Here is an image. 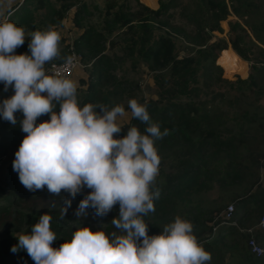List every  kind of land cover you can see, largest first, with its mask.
<instances>
[{"label":"trees","instance_id":"16d2710c","mask_svg":"<svg viewBox=\"0 0 264 264\" xmlns=\"http://www.w3.org/2000/svg\"><path fill=\"white\" fill-rule=\"evenodd\" d=\"M79 1L74 20L82 26L80 20L84 13L89 12L85 0L62 3L60 7H54L50 0H23V5L13 6L14 13L10 20L24 28L30 27L33 22V32L46 31L41 25L35 26V13L26 7L28 3H33V10L48 7L50 12L41 19V23L56 26L65 16L67 9ZM135 1L137 9L131 7V0H123L120 3L118 0H106L102 13L103 30L94 25L85 27L74 39L73 49L71 50L68 44L64 45L60 49V57L54 61L65 60L75 50L84 64L91 65L90 82L86 88L77 89L81 106L89 102L107 105L109 108L123 104L126 110H130L123 103L124 100L136 99L143 104L147 99L153 122L159 123L162 130L169 129L170 134L156 142L161 157L160 165L167 158H171L172 167L165 173L164 178V170L160 169L162 179L156 183L161 194L154 201L155 212L144 217L149 223V235L160 234L164 225L180 216L194 224V234L212 257L208 264H264V252L261 255L252 253L247 236L234 225H224L223 221H218L217 223L223 225L212 235L216 226L209 223L214 218L213 207L204 208L201 204L187 206L193 191L207 190L216 182L223 188L233 184L240 186L233 195L234 215L237 214L238 223L253 222L252 215L264 208V183L259 181L260 157L264 156V147L261 145L264 143V111L258 107L247 106L241 108L233 128L222 129L218 126L220 115L216 100L226 94L216 89V82L224 80L235 86V81L222 77L220 72L216 73L220 67L215 63L217 53L214 50L217 52L227 47L228 42L222 39L210 42L211 31L220 28L219 21L226 18L230 12L242 18L255 16L257 21L248 25L256 40L251 39L245 27L238 21L231 23L230 29L234 32L229 38L231 48L241 57L227 49L222 53L228 56L227 70L244 76L236 79L239 82L240 94L246 96L244 88H248L256 97L264 95V0H230L228 4L226 0H195L191 17L196 20V33L183 32L195 48L193 52L183 55H179L174 39L179 29L168 19L170 8L178 4V0H157L156 8L149 5L156 3V0H144L148 4L141 0ZM17 8L23 10L17 14ZM156 28L161 30L157 34L154 33ZM117 30H121L122 34L131 33V36L124 40L123 48L128 49L129 56L135 53V57L152 72L156 97H137L133 80L115 69L116 61L120 57L107 52V35L119 34ZM30 39H25V43L15 52L30 54ZM113 46L114 44L110 43L109 48ZM49 63L45 65L46 74H50L47 71ZM1 84L3 83H0V86H3ZM12 95V91L0 89V102ZM16 115L18 120L23 119L21 112ZM44 116L50 118V114ZM133 125L138 126L142 132L146 128L145 124L130 118L120 136L125 135L127 128ZM17 128H21L19 123L13 126L0 116V134ZM20 145L9 155H5L7 167L4 184L0 185V220L9 218L14 226L10 233L18 231L17 234L14 232L0 238V264H34L26 250L14 253L11 249L18 243L17 236L30 232L42 214L53 218L52 229L59 237L53 242L55 248L70 240L72 234L84 226H89L93 231L98 230L88 223L77 222L69 214L63 219L60 218L59 206L64 205L67 199H71V203H80L91 191L86 187L75 198L70 197L67 192H62L63 198L52 196L47 188L35 192L21 187L9 190V187L20 182L18 173L13 170L15 153ZM25 198V201H31L29 208L21 209L10 216L9 207L12 202ZM40 204L49 208L40 209ZM225 206L220 203L217 210ZM89 209L95 219L103 223L104 231L119 233L111 224L112 219L119 215L118 205L105 216H97L93 209ZM255 236L261 241L264 251V230H256Z\"/></svg>","mask_w":264,"mask_h":264},{"label":"clouds","instance_id":"9594fccd","mask_svg":"<svg viewBox=\"0 0 264 264\" xmlns=\"http://www.w3.org/2000/svg\"><path fill=\"white\" fill-rule=\"evenodd\" d=\"M11 3L0 0V18ZM27 36L30 54H17L25 43V29L0 19V83L5 91L14 89V95L0 102V116L13 126L19 123L26 133L13 170L32 192L47 188L52 196L67 192L75 198L85 187L90 189L75 211L78 219L87 217L89 208L105 216L118 205L119 215L111 224L119 233L84 226L55 248L59 237L52 229L53 218L42 214L30 232L17 236L11 250H26L34 264H208L212 257L194 234V224L180 216L160 234L149 235L144 217L155 212L154 201L161 194L156 142L170 132L153 122L147 99L143 104L131 99L127 105L131 118L145 124V130L133 125L121 137L128 116L123 104L81 106L77 82L60 71L46 74L45 65L61 55L60 33L50 28ZM65 63L71 64L72 58L66 57ZM46 114L50 120L37 125V118ZM71 202L66 200L61 219Z\"/></svg>","mask_w":264,"mask_h":264},{"label":"rangeland","instance_id":"374dc122","mask_svg":"<svg viewBox=\"0 0 264 264\" xmlns=\"http://www.w3.org/2000/svg\"><path fill=\"white\" fill-rule=\"evenodd\" d=\"M23 0H12L11 7L8 9V12L11 13L13 11V6L14 7H19L20 5H23L22 3ZM73 1H78V0H50L52 5L54 7H60L62 3H67V2H73ZM119 3L122 2L123 0H118ZM142 2L146 3L144 0H141ZM30 2V1H29ZM85 2L88 5V10L91 13H84L83 18L80 20L82 23V26L76 24L74 20L75 16V11L78 8V5L80 3L76 2V4H72L67 11L65 12V16L62 18L61 22L59 24H56V26L47 24V23H41V19L45 18V15L49 14L50 10H48V7H43V8H38L37 10H33V3H28L27 8L32 9V11L35 13L33 19L35 26L41 25L43 30H48V29H53L56 30L60 33L61 35V41L59 44L60 49L68 44L69 48L72 50L73 49V41L76 37H78L85 29V27L94 25L95 27L101 29L103 27V10L104 6L106 3V0H85ZM135 0H131L130 5L133 9H137V5L135 3ZM227 4L230 3V0H226ZM17 3V4H16ZM195 0H178V4L174 5L173 7L170 8L169 16L168 19L172 25H175L178 27V31L176 32L177 35L174 38L177 46V50L179 51V55H183L189 52L194 51V46L190 44L187 40L186 33L188 34H195L196 33V20L191 17V10L194 9L195 7ZM16 4V5H15ZM148 4V3H146ZM97 5L98 7L96 8L95 6ZM152 5V7L156 8L158 5V2L156 0V3L154 4H149ZM184 6V7H183ZM23 9L17 8V14L20 13ZM131 10V8H130ZM8 12H5V17L0 18V19H10L11 15H8ZM17 16V15H16ZM255 16H250L246 18L239 17V15H236L234 12H230L226 18L221 19L219 21V26L220 28L216 30H212L211 34L212 37L210 39V42L213 41H221L225 40V42H228L227 47H224L220 50H218L215 53L216 59L215 63L220 67V69L216 70L217 72L221 73L222 77H225L227 79H230L232 81H235V86H231L228 84L227 81H222L218 80L216 82V89L222 93H225L226 96L224 97H219L216 100V107L218 108V113L220 117L218 118V126L222 129H230L235 126V120L239 116L241 108H246L248 107H258L261 111H264V95L260 94L258 97H256V94L252 92V90L248 88H244L245 95L240 94V89H239V82L236 81L238 77H244L239 75L238 73H231L227 70V57L224 55L222 52L224 49L231 50V52H234L238 57H241L233 48H231V43L229 41L230 35L234 34V32L231 31L230 26L231 23L238 21L243 27H245V31L249 33L250 37L252 40H256L254 37L253 32L251 31L248 23H253V21H257L255 19ZM193 19V20H191ZM247 21V22H246ZM33 23V22H32ZM30 24V27L24 28L26 32V38L29 39L30 37L27 36L28 32H33L32 29L33 27ZM121 30H117L119 34H113V35H107L108 40H107V52L113 53L118 55L120 59H117L116 61V67L118 73L121 75H126L129 76L135 86V93L137 97H140L144 95L145 97H156L157 95L155 94L156 86L154 85V79L152 76V72L147 69V67L144 65V63L140 62L139 59L135 57V53L133 56L127 55L129 53L128 49L123 48L125 45L124 40H127L130 36L131 33L129 34H122L120 33ZM161 30L156 28L155 29V34L160 32ZM186 33H183V32ZM110 43L114 44L112 48H109ZM249 46V44L247 43ZM72 52L78 54L75 50ZM71 55V54H70ZM69 55V56H70ZM79 55V54H78ZM68 57V56H67ZM114 59V60H116ZM113 60V61H114ZM248 64L250 62H247ZM249 66V65H248ZM90 69L91 65L90 64H84L83 61L80 60V65H78L71 77V79L75 82L78 83V87L81 88H86L88 83L90 82ZM247 72V70H246ZM245 72V74H246ZM248 73V72H247ZM264 80V79H263ZM3 85V84H1ZM4 86V85H3ZM3 86H0V89ZM8 90L12 91L14 93L13 88H9ZM234 95H237L238 97H235ZM128 98V97H127ZM128 99L124 100V104L128 105ZM50 120V118H45V116H41L37 118V125L43 121ZM238 129V127H237ZM26 133H24L21 128H17L15 130H9V131H4L3 134H0V158L1 157H6L5 155H9L13 150L17 147V145H20L25 138ZM264 147V143L261 144ZM5 151V153H3ZM260 167H259V172H260V180L262 183H264V156L260 157ZM4 159V158H2ZM1 159V160H2ZM172 167V160L171 158H167L163 164L160 165V169L164 170V174L162 177L164 178L165 173L169 171V169ZM3 173V172H2ZM6 177V174H5ZM160 172L157 177V181L162 179ZM5 181V179H4ZM4 181L0 183V185L4 184ZM156 181V182H157ZM256 186V185H255ZM25 188L21 182H17L13 187H9V190L11 188ZM240 186L238 184H233L228 187H221L216 184V182L213 184V186L207 190H196L191 193L190 200H188V205H197L201 204L204 206V208H209L213 207V220L210 221L209 223L212 225L216 224V228H213V234L217 233V228L220 227L223 224L217 223L219 219H222L220 216V213L223 211L225 207L229 203H234L235 205V200H234V193L239 190ZM1 199V196H0ZM25 199H19V201L12 202V205H10V216L14 215L17 213V211L21 209H28V204L31 203V201H25ZM225 204L226 206L224 208H220L217 210V207H219V204ZM80 203L75 202L71 203V206L67 210V214L72 215L77 222H83V223H88L90 225H93L98 230H104V225L102 222L98 221L95 219L93 212L90 209H87L88 216L85 218L78 219L75 216V211ZM45 204H40L38 207H41L40 209H47L49 206H44ZM62 206L60 205V212L62 213L63 209ZM262 209V211H260ZM257 213H254L251 218H253V222H246L244 224H240L237 222V214L235 213L233 221L230 223H224V225H234L240 232L244 233L247 238L250 237V235L253 234L254 237L256 230L260 229L258 226L257 220L260 219L262 214H264V208H260ZM240 212V210H239ZM259 221V220H258ZM13 222L9 221V218H1L0 220V238H3L4 236L11 235L12 233L18 231L14 230L12 233H10L13 230ZM251 229V231H249ZM17 234V232L15 233ZM257 238V237H256ZM258 240V238H257ZM259 241V240H258ZM261 243V241H259ZM264 252V251H263ZM5 260L7 259L6 256L4 255Z\"/></svg>","mask_w":264,"mask_h":264},{"label":"built area","instance_id":"2783aa9c","mask_svg":"<svg viewBox=\"0 0 264 264\" xmlns=\"http://www.w3.org/2000/svg\"><path fill=\"white\" fill-rule=\"evenodd\" d=\"M72 58V63L71 64H66L65 60L57 62V61H52L48 64L47 66V71L50 74H53L56 71H60L64 73V75L71 79L76 67L80 65V56L74 52L71 53L70 56ZM2 158L6 157H1L0 162L3 161ZM2 159V160H1ZM220 216L222 219H219V221H223V223H230L234 219V203H229L227 207L223 209V211L220 213ZM258 226L260 229L264 230V214L261 215L259 221H258ZM216 226H214V229ZM251 231V229H249ZM248 246L250 248V251L252 253H255L256 255H261L263 253V247L260 244V242L257 240L256 237L250 235L248 238Z\"/></svg>","mask_w":264,"mask_h":264},{"label":"crops","instance_id":"0c3cea01","mask_svg":"<svg viewBox=\"0 0 264 264\" xmlns=\"http://www.w3.org/2000/svg\"><path fill=\"white\" fill-rule=\"evenodd\" d=\"M126 111L128 112V116L125 117L124 120H125V123H128L131 118V112L130 110H126ZM6 167H7V157L3 159V161L0 162V183L3 182L5 179Z\"/></svg>","mask_w":264,"mask_h":264}]
</instances>
